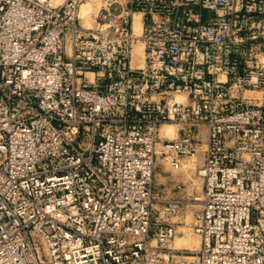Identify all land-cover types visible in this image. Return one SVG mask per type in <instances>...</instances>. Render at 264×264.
<instances>
[{
    "label": "built area",
    "instance_id": "1",
    "mask_svg": "<svg viewBox=\"0 0 264 264\" xmlns=\"http://www.w3.org/2000/svg\"><path fill=\"white\" fill-rule=\"evenodd\" d=\"M0 264H264V0H0Z\"/></svg>",
    "mask_w": 264,
    "mask_h": 264
},
{
    "label": "rangeland",
    "instance_id": "2",
    "mask_svg": "<svg viewBox=\"0 0 264 264\" xmlns=\"http://www.w3.org/2000/svg\"><path fill=\"white\" fill-rule=\"evenodd\" d=\"M94 4L95 1H90ZM139 15V14H138ZM175 127V126H174ZM159 147V145H157ZM198 163L191 159H186L183 161L182 165H180L178 168H171L169 165V170L166 172V175L174 176L173 181H179V192L176 194L177 197L173 199H182V201H186L189 198H191L193 195H197L201 190V180L196 174V167ZM172 173V175H171ZM171 177V178H172ZM177 188H174L171 190V192H177ZM162 195V194H161ZM165 199L166 198L164 196ZM172 200V199H171ZM197 209V206L192 205L188 206L184 203L180 206V209L178 212L164 216L163 218L166 219V221L171 222L176 227V232L174 234V237L168 242V245L172 247L173 243L175 242V238L181 237L185 231H188L190 235H187L186 237H183L185 239H181L178 241L179 245H176L177 247L175 249H183L186 251L183 254L189 255L191 253H194L199 247L200 243V237L199 235L193 230L191 223H193L194 213ZM181 226V227H177ZM199 240L198 244L195 240Z\"/></svg>",
    "mask_w": 264,
    "mask_h": 264
},
{
    "label": "crops",
    "instance_id": "3",
    "mask_svg": "<svg viewBox=\"0 0 264 264\" xmlns=\"http://www.w3.org/2000/svg\"><path fill=\"white\" fill-rule=\"evenodd\" d=\"M162 135V134H160ZM186 159H183L181 161V165L183 163V161ZM169 164L167 163V161L162 158L160 155L157 156L156 159V164L154 166V170H153V183L152 186L155 190H157L158 192H160L162 194V197L164 198V196L166 198L169 197V199H173L176 196V194H178L180 186H179V181H173L174 176H169L166 175L165 173L168 172V166ZM171 167V166H170ZM173 168V167H171ZM172 175V173H171ZM172 177V178H171ZM177 188V192H171L172 189Z\"/></svg>",
    "mask_w": 264,
    "mask_h": 264
},
{
    "label": "bare ground",
    "instance_id": "4",
    "mask_svg": "<svg viewBox=\"0 0 264 264\" xmlns=\"http://www.w3.org/2000/svg\"><path fill=\"white\" fill-rule=\"evenodd\" d=\"M98 6V4H93L92 2L90 1H87L85 3H83L81 6H80V16L81 17H86L84 23L87 24V25H91L92 24V19L89 18V14L92 13L96 7ZM132 26H133V29L135 31V33H139L140 31V14L138 15L137 13L133 15V22H132ZM141 44L140 43H137L136 45V52L138 55L141 56ZM160 134L162 135H165L169 138L173 137L174 134H175V127L173 124H170V123H166V124H163L160 128ZM177 227H181V226H177ZM187 235H190V233H188V231H185L183 233V237H186ZM177 237L175 238V242L173 243L172 247L173 248H176L177 246L176 245H179L178 244V241H180L183 237ZM185 239V238H183ZM200 239V238H199ZM196 243L198 244L199 240H195ZM200 245V243H199Z\"/></svg>",
    "mask_w": 264,
    "mask_h": 264
}]
</instances>
